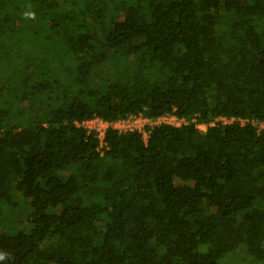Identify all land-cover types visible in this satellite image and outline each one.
<instances>
[{
    "label": "trees",
    "instance_id": "obj_1",
    "mask_svg": "<svg viewBox=\"0 0 264 264\" xmlns=\"http://www.w3.org/2000/svg\"><path fill=\"white\" fill-rule=\"evenodd\" d=\"M261 122L264 0H0V264L264 263Z\"/></svg>",
    "mask_w": 264,
    "mask_h": 264
},
{
    "label": "built area",
    "instance_id": "obj_2",
    "mask_svg": "<svg viewBox=\"0 0 264 264\" xmlns=\"http://www.w3.org/2000/svg\"><path fill=\"white\" fill-rule=\"evenodd\" d=\"M234 120H239L242 123H245L247 121V120L241 119V118L236 119V118L232 117L231 119H228L227 117L222 116V117L217 118L211 124L216 125L218 122L228 123V122H232ZM175 121H177V122L181 121V124L187 123V121L185 119L178 118L175 114H165V115L158 117L157 119H151V118L145 117L142 114H131L128 117L120 118V119H117L114 121H107L101 117H95L93 119L84 121L82 124L84 126H86L87 128H89L90 130L96 129L99 132V136L101 139V146H103L102 144L104 143V137H105L106 130L110 127L114 128L120 132L136 131L137 130V131L142 132L143 137H144V134L146 133V125L147 126H156V125H160L163 123L177 124V122H175ZM254 122H256V121H254ZM205 125H207V124H205ZM259 130L260 131L264 130V122L259 123ZM148 135H149V132H148ZM146 137H148V136H146ZM147 139L148 138H146V140Z\"/></svg>",
    "mask_w": 264,
    "mask_h": 264
},
{
    "label": "rangeland",
    "instance_id": "obj_3",
    "mask_svg": "<svg viewBox=\"0 0 264 264\" xmlns=\"http://www.w3.org/2000/svg\"><path fill=\"white\" fill-rule=\"evenodd\" d=\"M177 122V121H175ZM179 123V124H178ZM175 125H181V121H178L177 124ZM148 127L150 126H147L146 125V133L144 134V138L146 140V136H148ZM198 128L202 129V130H206L207 129V125L205 124H199L198 125ZM224 262L222 264H251L248 259L245 260V258L240 255V254H231V255H227L226 258L223 260ZM252 264H264V263H259V261H256L255 263H252Z\"/></svg>",
    "mask_w": 264,
    "mask_h": 264
},
{
    "label": "clouds",
    "instance_id": "obj_4",
    "mask_svg": "<svg viewBox=\"0 0 264 264\" xmlns=\"http://www.w3.org/2000/svg\"><path fill=\"white\" fill-rule=\"evenodd\" d=\"M3 259H5V254L0 253V260H3Z\"/></svg>",
    "mask_w": 264,
    "mask_h": 264
}]
</instances>
